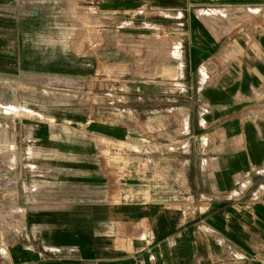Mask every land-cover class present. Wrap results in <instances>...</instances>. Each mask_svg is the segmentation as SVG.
Returning <instances> with one entry per match:
<instances>
[{"label":"crops","instance_id":"0c3cea01","mask_svg":"<svg viewBox=\"0 0 264 264\" xmlns=\"http://www.w3.org/2000/svg\"><path fill=\"white\" fill-rule=\"evenodd\" d=\"M76 1L97 9L101 31L131 24L179 46V81L193 78L203 95L197 119L208 157L198 165L199 179L180 181L176 201L165 185L121 209L77 206L71 196V214L50 216L69 222H52L35 247L0 242V264H264V0ZM4 5L36 12L0 18L18 27L21 55L35 40L36 71L47 70L46 52L54 58L45 65L51 72L68 71L71 50L80 54L71 46L69 1ZM2 40L0 48L11 52L16 38ZM157 41L164 53L166 42ZM120 54L99 49L89 56L120 61Z\"/></svg>","mask_w":264,"mask_h":264},{"label":"rangeland","instance_id":"374dc122","mask_svg":"<svg viewBox=\"0 0 264 264\" xmlns=\"http://www.w3.org/2000/svg\"><path fill=\"white\" fill-rule=\"evenodd\" d=\"M16 1L0 0L1 20L19 10L36 13L4 5ZM68 1L71 46L80 53L71 50L68 71L51 72L45 65L54 58L46 52L47 70L37 72L35 40L25 42L21 55L18 27L0 24L1 42L16 38L11 52L0 48V242L6 245L35 247L52 233V222H69L50 216L71 214V196L81 201L77 206L121 209L165 185L176 201L180 181L192 185L208 157L197 119L201 91L193 78L179 81V46L131 24L101 31L95 7ZM155 39L166 42L164 53ZM99 49L121 53L120 61H95L89 55Z\"/></svg>","mask_w":264,"mask_h":264}]
</instances>
